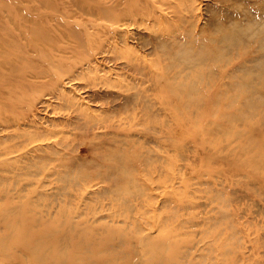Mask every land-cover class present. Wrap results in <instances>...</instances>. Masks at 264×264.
Wrapping results in <instances>:
<instances>
[{
    "label": "rangeland",
    "instance_id": "rangeland-1",
    "mask_svg": "<svg viewBox=\"0 0 264 264\" xmlns=\"http://www.w3.org/2000/svg\"><path fill=\"white\" fill-rule=\"evenodd\" d=\"M68 1L17 0L22 9L15 11L29 15L28 7L42 6L31 27L51 32L55 20L43 4L65 2L67 8ZM89 2L97 7L73 4L70 13L60 14L69 33L55 30L54 49L46 44L25 50L21 30L10 21L13 13L6 10L7 0H0L4 29H15L22 47L17 56L19 47L10 46L12 52L6 53L23 70L14 80L26 84V98L22 95L17 102L10 85L0 89V236L13 230L11 222L23 210L32 216L31 231L46 227L57 235L84 238L114 230L128 236L127 253L115 241L111 253L117 258L99 264H151L143 252L150 241L162 254L152 264H264V48L256 37L241 39L251 30L264 37V0ZM99 6L120 20L108 21ZM146 6L150 16L141 19ZM128 16L132 19L126 22ZM186 33L207 37V46L221 47L234 63L224 68L225 74H212L217 86L209 106H191L185 117L183 104L164 100L157 87L158 70L148 63L158 58L168 63L165 54L175 48L170 43L181 42ZM228 35L232 39L225 41ZM69 37L75 39L72 47ZM35 63L46 64L50 71L29 78ZM12 102L17 108L20 103L16 112ZM198 112L207 114L203 119ZM9 117L18 122L7 123ZM33 140L63 144L55 152L44 147L37 152L44 157L24 162L19 157L31 150ZM31 248L34 253L41 249ZM43 252L55 260L69 250L55 244ZM14 254L0 264H39L25 249L19 247Z\"/></svg>",
    "mask_w": 264,
    "mask_h": 264
},
{
    "label": "bare ground",
    "instance_id": "bare-ground-1",
    "mask_svg": "<svg viewBox=\"0 0 264 264\" xmlns=\"http://www.w3.org/2000/svg\"><path fill=\"white\" fill-rule=\"evenodd\" d=\"M40 1L47 2V0H40ZM133 1L134 0H128V5L130 3L132 4ZM73 4L76 7H80V8L83 6L90 7L89 10L95 9V7H97L95 5H89L90 4L89 0H69L67 8H66L65 2H63L61 5H55V3H54V5L43 4L45 6L50 7V11L48 12V17L50 19L55 20L54 21V28L50 27L51 32L49 30H47L46 28L40 32H37L39 30H34L31 27V24L36 21V15H35L36 10H41L42 6L40 7V9H38V6L32 5V6L28 7V10L31 11V13L29 15H22L21 14V16H20V13H19V15H16L17 12L15 10L22 9L21 8L22 4L21 3L19 4L17 2V0H7L6 10L11 11L13 13L14 19L12 20L10 18V21L13 24L15 29L21 30V36H22L21 42L24 43L25 50H34L37 48V46L40 48L41 46L46 45V44L51 45L52 48L54 49L55 48L54 40H55V35H56L55 30L58 29L65 35H67L69 33L65 23L59 19V16L63 12L70 13L69 9H70V6ZM99 8H102V13L105 16V18L108 19V21L114 19V22H118L120 20L119 17L114 16L113 13L109 12L107 9H104L103 6L102 7L99 6L98 9ZM147 16H150L148 7H147L146 15H143V17L141 19L146 18ZM8 17H12V15H8ZM131 19L132 18L130 16H128V18L126 19V22H129ZM114 22H112V23H114ZM5 26H7L6 22L5 23L2 22L1 16H0V89H2L7 84L10 85L12 88L9 90L16 91V94L13 95V101L17 102V101H20L23 98V96L25 95L23 93L22 89L24 88V86L26 84L24 83V81L17 83L16 82L17 80H14V79L18 78L19 76L21 77L23 75V70L14 61H11V58L8 57V55L6 53L12 52L10 49V46L19 47L18 49H16L14 51L15 56H17L21 52L22 47H21L20 38L18 36H14V34H13L14 33L13 30H15V29H4ZM202 29H203V27H202ZM204 30L205 29H203V31ZM193 31H194V29H193ZM188 32H189V30H188ZM258 32H260V31L259 30H251V31L245 33L244 35L242 34L243 37H241V39H246V36L247 37H256L253 39L256 42H258L259 48H264V37H261V36L259 37L260 33H258ZM76 36L78 38L81 37L80 34H77V33H76ZM206 38L207 37L204 36L203 39H196L190 33H186L184 36H182L180 38L182 40L181 42L174 41V42L170 43V45H174L173 47H175L172 52H167V54L164 53L167 58H170V60H169L170 62L168 61V63H164V62L160 61L158 58L157 60L151 61L150 63H148V65H149V67H151V69H154L156 67L157 68L156 70H158L155 73L156 74V80H157L156 82H157L158 90H160L164 94L163 97H166V98H164V100L167 103H170L169 101H171L173 103L183 104V106L185 107L184 109L186 110V113L182 112L181 114L185 117L187 116L186 114L188 112L187 108L189 109L191 106H195L198 109H199V107L201 108L203 106H206V107L209 106L210 102L212 101V99L210 97L211 90L215 89L217 86V85H214V81L212 79V74L218 70L220 72H222L223 74H225L226 71L224 70V68H228L229 67L228 65L234 63L230 58L223 55V52H221V50H220L221 47L214 50L213 48L212 49L210 48L211 46L210 47L207 46V44L205 42H203L204 39H206ZM81 39L79 38L80 44L83 45ZM228 39H232V35H228L224 40L226 41ZM166 40H167V38H166ZM171 40H173V39H171ZM68 42L70 43L71 46L69 44L68 45L70 47H72L75 44V39L69 37ZM52 54L53 53H48V56L51 57ZM73 55H75V54H73ZM165 55H163V56H165ZM238 55H241V51ZM58 56L57 55L53 56V58L57 57L60 60L61 56H59V57ZM73 58H74V56H73ZM172 58L174 59L173 61H172ZM69 59L72 60V58H69ZM69 59L67 60L68 62H66V63H70L71 60H69ZM54 60L57 61V63L59 62L57 59H54ZM64 60H66V59L65 58L61 59V62H65ZM183 64H186L185 67L189 68L188 72L184 71L185 67L183 66ZM60 65L61 64H59V66ZM70 65H68V66H70ZM64 66H66V65H64ZM71 66L69 68H71ZM45 67H46V64L40 65V64L35 63L36 69H30V74L28 75V77L29 78L30 77H33V78L42 77L43 76L42 73L45 72L46 70L50 71V68H51V67H46V68ZM59 71H61V70H59ZM67 71H68V69H67ZM67 71H65V72L67 73ZM92 72H93V70H92ZM15 73L18 75L17 77L15 76ZM47 73H49V72H47ZM71 73H72V70H71ZM93 74H95V73H93ZM9 75H11L13 77H9ZM206 75L208 76V78H206V80H204V76H206ZM80 76L83 77L82 74ZM84 76L87 77L88 75L87 76L84 75ZM98 78L99 77H97V79ZM210 80H212V81H210ZM92 83H93V81H92ZM245 83L248 84L249 80L247 79V81ZM181 92H186V93L182 94ZM31 97H32V95H31ZM24 98H26V97L24 96ZM60 98L63 99V96L61 95ZM204 98H205V100L202 101V99H204ZM133 99H134V97H133ZM225 100H226V97H225L224 101ZM31 101H32V99H31ZM11 104H14L13 107H15V105L17 103L12 102ZM71 104H72V102H71ZM201 104L203 106H201ZM19 106H20V103L18 105V108H19ZM74 106H75V104H74ZM16 108H17V105L14 108L15 112H16V110H15ZM18 108H17V110H19ZM75 108H77V105L75 106ZM10 109H12L11 105H10ZM4 110H6V109H3V113H4ZM79 110H80V108H79ZM80 111L82 113L83 110H80ZM1 112L2 111H0V113ZM205 112H198L197 115H200L201 118L204 116L203 117V119H204L206 114H207ZM23 113H25V112L22 111V114ZM10 114H12V113H10ZM82 114L84 115L85 113H82ZM6 116H8V115H6ZM88 120H90V119H88ZM8 121L9 122L10 121L18 122L15 117H9L6 120V122L8 123ZM90 124L91 123H89V125ZM96 125L97 124H95V126ZM36 128H37V126H36ZM10 130H12V129H10ZM21 130H22V127H21ZM23 131H24V129H23ZM18 132H20V128H19ZM13 135H15V134L13 133ZM28 139L26 140L27 142H28ZM21 140H23V139H21ZM33 142H34V140L30 142L31 143L30 144L31 150L30 151L28 150V152L26 154L19 157V158H21V160H24V162L25 161H33L34 157H44V156L37 153L39 150L43 149L44 147H52V150L55 152L54 147L57 145L60 146L61 144H63V142L61 140L53 141L54 142L53 146H51L50 144L44 145L43 143L42 144L41 143L40 144H36V143L32 144ZM25 144H27V143H25ZM24 146L25 145H23V149H24ZM7 147L10 150L14 149V147L13 148H11L9 146H7ZM20 148H18V149H20ZM25 148H26V146H25ZM27 148H28V146H27ZM16 149L17 148L15 147V150ZM23 149H21V150L23 151ZM17 152H18V150H17ZM30 152H33V153H30ZM19 153H20V151H19ZM31 157H33V158H31ZM58 157L63 159V157H60L59 155H58ZM60 161H61V159H60ZM65 161H66V159L64 160V162ZM34 162H30V163H28V165H30V167H31V165L36 164V162L35 163ZM66 162H68V161H66ZM114 165L117 166V163H114ZM18 213H20V211ZM21 215H23V216L20 217L18 221L13 222V223L11 222L13 230H11V232L7 233L6 236H0V263H2V259L5 257H6V259H8L9 256L13 258V256L15 255L14 254L15 250L18 249L19 247L22 249H25L27 252L29 251V254L31 255V259L35 263H39V264H47V263H55V264H99V261H101V260L103 261V263H106L109 260H114L115 258H117V255H112V253H111L112 244L115 243V241L120 242V245L123 248V250H122L123 254L128 252V251H125V247L127 245H128L127 246L128 249H129V244L127 243V242H129L128 236L117 234L116 232H114L113 229H112L113 231H111V233H109L110 230L108 229L109 232L95 233V234H91V235L84 237V238H82L83 236L81 237V235L77 234V233H74V234L73 233L72 234L64 233L61 235H57V234H54L52 231L51 232L46 231V229H47L46 227H43V230L31 231V230H33V226H34V224L32 223V216H30V217L27 216L26 213L23 212V210H21ZM0 216H2V215H0ZM2 218H0V220H2ZM4 218H5V216H4ZM6 223H7V221H6ZM70 227H72V226L70 225ZM22 229H24L26 231H22ZM104 231H105V229H104ZM58 242H60V243H58ZM154 243H155L154 241L148 242L147 245L149 247L145 246L144 251H143L145 256H146L145 259L149 260L151 264L154 262L159 263V261L155 260V259L156 258L158 259L159 256L162 255L159 252L157 253L158 250L161 251V248H158L157 251L154 250L155 248H151V245H153ZM55 244H58L60 247H63L64 249H68L69 252L66 254H60L55 260H50L49 258H47V256L44 254L43 251L49 247L54 246ZM34 246H39V247H41V249L37 253H34L32 248H31ZM108 251H109V253H108ZM97 253L98 254L104 253V254L96 255ZM77 254H82L83 256H77ZM174 255L175 254L172 253L169 256L174 257ZM123 256H125V255H123ZM161 258H163V256H161ZM79 259H80V261L84 260V262H80ZM168 262H169V260H168ZM122 264H131V263H128L127 261H123ZM140 264H148V263L142 262ZM164 264H169V263H164Z\"/></svg>",
    "mask_w": 264,
    "mask_h": 264
}]
</instances>
